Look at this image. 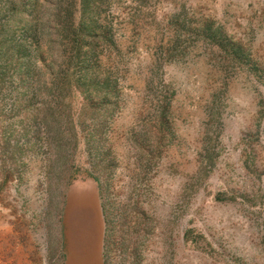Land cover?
<instances>
[{"label": "rangeland", "instance_id": "1", "mask_svg": "<svg viewBox=\"0 0 264 264\" xmlns=\"http://www.w3.org/2000/svg\"><path fill=\"white\" fill-rule=\"evenodd\" d=\"M79 177L105 264H264V0H0V264Z\"/></svg>", "mask_w": 264, "mask_h": 264}, {"label": "crops", "instance_id": "2", "mask_svg": "<svg viewBox=\"0 0 264 264\" xmlns=\"http://www.w3.org/2000/svg\"><path fill=\"white\" fill-rule=\"evenodd\" d=\"M51 219L55 224L41 228L40 234L31 230L30 240L16 228L12 237L9 225L8 264H105V214L97 180L79 177L68 189L61 212ZM75 233L79 251L74 248Z\"/></svg>", "mask_w": 264, "mask_h": 264}, {"label": "trees", "instance_id": "3", "mask_svg": "<svg viewBox=\"0 0 264 264\" xmlns=\"http://www.w3.org/2000/svg\"><path fill=\"white\" fill-rule=\"evenodd\" d=\"M104 208H105V210H106V204L104 205Z\"/></svg>", "mask_w": 264, "mask_h": 264}]
</instances>
